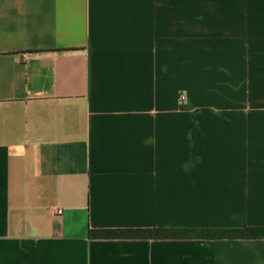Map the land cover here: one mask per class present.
I'll list each match as a JSON object with an SVG mask.
<instances>
[{
	"label": "crops",
	"instance_id": "1",
	"mask_svg": "<svg viewBox=\"0 0 264 264\" xmlns=\"http://www.w3.org/2000/svg\"><path fill=\"white\" fill-rule=\"evenodd\" d=\"M108 228L264 230V0H0V264H264Z\"/></svg>",
	"mask_w": 264,
	"mask_h": 264
},
{
	"label": "trees",
	"instance_id": "2",
	"mask_svg": "<svg viewBox=\"0 0 264 264\" xmlns=\"http://www.w3.org/2000/svg\"><path fill=\"white\" fill-rule=\"evenodd\" d=\"M264 230L259 229H169V228H126V229H98L89 230L90 238L120 239V238H247L263 235Z\"/></svg>",
	"mask_w": 264,
	"mask_h": 264
},
{
	"label": "built area",
	"instance_id": "3",
	"mask_svg": "<svg viewBox=\"0 0 264 264\" xmlns=\"http://www.w3.org/2000/svg\"><path fill=\"white\" fill-rule=\"evenodd\" d=\"M57 212H58V213H61V210H58Z\"/></svg>",
	"mask_w": 264,
	"mask_h": 264
}]
</instances>
